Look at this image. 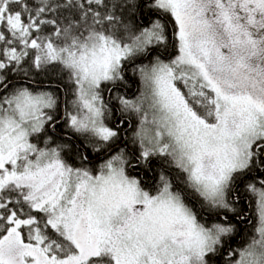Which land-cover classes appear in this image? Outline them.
Masks as SVG:
<instances>
[{"label":"snow or ice","instance_id":"snow-or-ice-1","mask_svg":"<svg viewBox=\"0 0 264 264\" xmlns=\"http://www.w3.org/2000/svg\"><path fill=\"white\" fill-rule=\"evenodd\" d=\"M0 264H264V0H0Z\"/></svg>","mask_w":264,"mask_h":264},{"label":"trees","instance_id":"trees-1","mask_svg":"<svg viewBox=\"0 0 264 264\" xmlns=\"http://www.w3.org/2000/svg\"><path fill=\"white\" fill-rule=\"evenodd\" d=\"M129 75L131 76V73L129 72ZM130 87L131 91L132 92H136L139 88V81L137 80L136 83H132L131 81L129 82V86L126 87L125 89H122V92L123 91H128V88ZM151 175V174H149ZM247 199H245V201H242L240 204L237 205L238 208H243L245 211H247L249 213V215H251V209H249L247 207ZM231 215V214H230ZM236 225H237V228L239 230H241V235H243V230L247 227L246 224H243V223H239V222H236Z\"/></svg>","mask_w":264,"mask_h":264}]
</instances>
